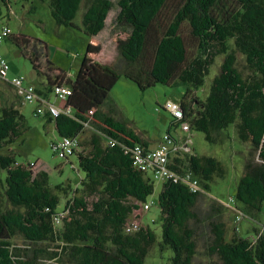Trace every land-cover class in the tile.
<instances>
[{
    "label": "trees",
    "instance_id": "1",
    "mask_svg": "<svg viewBox=\"0 0 264 264\" xmlns=\"http://www.w3.org/2000/svg\"><path fill=\"white\" fill-rule=\"evenodd\" d=\"M84 1L49 0L57 25L75 27ZM87 2L83 30L90 42L75 80L67 79L62 71L55 74L54 65L44 58L41 41L12 34L5 39L29 59L39 79H47L39 86L28 82L43 97L42 106L55 87L71 90L64 106L70 112L54 118L49 112L44 115L55 123L60 138L78 139L73 156L78 157L84 178L80 188L69 194L70 186L51 187L47 172L34 174L31 165L19 164L15 154H0V184L12 206L4 209L0 204V264H146L157 242L156 233L139 224L132 232L126 229L130 217L155 192V180L134 164L131 153L136 145L149 146L115 118L114 103L105 108L122 77L142 91L159 83L187 86L181 102L184 118L173 117L172 127L186 122L190 131L202 132L208 142L220 144L223 133L233 126L238 139L252 146L232 199L243 211L217 202L219 211L235 210L237 225L230 232L220 217L213 220L207 254L217 257L220 264H264V226L243 235L237 220L239 216L256 219L264 205V0H179L166 25L160 20L170 0H119L115 27L120 32L112 34V41L122 64L116 65L101 55L102 44L95 39L105 29L114 3ZM185 26L196 44L193 56L182 34ZM238 53L244 57L246 76L238 68ZM218 57H224L220 72L202 98L195 91L206 87ZM89 128L95 131L87 144L90 150L82 140ZM27 129L19 109L4 106L0 110V150L13 145ZM167 134L172 135L171 130ZM169 168L178 174L189 173L188 182H196L197 190L184 180L162 182L159 246L162 252L173 251L171 264H193L198 252L194 209L215 178H224L227 170L217 158L196 153L171 160ZM1 172H5L4 179ZM62 196L67 201L58 211ZM16 236H22L28 246L16 247L12 242Z\"/></svg>",
    "mask_w": 264,
    "mask_h": 264
},
{
    "label": "rangeland",
    "instance_id": "2",
    "mask_svg": "<svg viewBox=\"0 0 264 264\" xmlns=\"http://www.w3.org/2000/svg\"><path fill=\"white\" fill-rule=\"evenodd\" d=\"M87 1L83 2L74 20L75 27H66L57 25L51 13L49 0H9V3H3L0 0V30L6 26L12 35H23L33 42L41 41L44 45V58L47 57L54 65L55 74L57 71H62L67 79L75 80L90 42V37L83 30V15ZM112 1L114 8L107 18L106 27L95 39L102 44L101 55L111 61L113 65H116L122 64V60L112 41V34L120 32L115 27V18L120 8L118 6L119 0ZM178 3L179 0H170L168 9L161 16V25L168 23L171 11ZM182 34L187 42L189 55L193 56L196 44L190 35L188 26L182 29ZM0 55L9 64L8 79L23 76L26 78V85L31 82L38 86L40 82L47 81L46 78L39 79L37 77L29 59L22 55L21 50L13 43L7 40L0 43ZM223 60L224 57L216 59L210 75L207 77L206 87L195 91L196 95L206 98L211 81L214 76L219 74ZM46 61L42 63L43 68L47 66ZM238 68L244 76L248 74L244 57L240 53H238ZM0 87V110L4 106L14 105L24 115L28 127L13 145L4 146L0 150V154H15L18 163L30 164L34 174L40 171L47 172L51 187L63 185L66 188L70 186L72 189L69 194H72L76 188H80L81 181L84 178V172L80 169L78 157L71 156L69 159H63L54 154L52 143L59 140L60 135L55 123L47 121V115H36L38 102L24 104L23 100L17 96L16 91L9 85H0ZM187 89V86L181 84L159 83L142 91L136 83L122 77L112 89L110 100L105 108L108 110L111 103H114L117 108L115 118L125 122L129 128L134 130L151 146L159 145L163 136L171 130L175 138L179 140L189 139L194 153L199 156L215 157L226 167V176L215 178L211 183L210 191L204 193L200 198L194 209L197 222L192 223L197 230L198 240V252L193 264H220L217 257H210L207 254L210 223L220 217L227 224L230 232L237 225L234 223L235 210H228L229 212H227L224 209L219 211L217 202L225 208L232 209L237 206V210L243 211L242 207L239 208V203H233L232 199L236 198L238 182L244 173V166L250 158L252 146L238 139L236 129L233 126L223 133L224 141L220 144L208 142L202 132L193 130L186 132L181 129V126L177 129L172 127L173 115L165 109L166 103L168 101L181 103ZM48 102L59 109H63L66 104L64 100L57 99L54 94H49ZM43 107L46 111L49 109L48 105ZM94 132V129L89 128L82 136L85 146L90 144ZM87 149L90 150V147L87 146ZM1 178H5V172H1ZM3 185L1 182L0 204L4 209L12 208L5 195ZM154 186L155 192L147 200V203L151 205L150 210L144 212L140 208L135 211L129 219L130 225L126 231L129 233L136 230L138 224L152 228L156 233L157 242L151 248L146 258V264H171L170 258L173 256V251L168 249L162 252L159 246L162 240V221L158 199L163 190V183L155 181ZM66 201L67 198L62 196L58 211L64 209ZM131 202L135 203V201ZM238 226L240 233L243 235L254 234L253 227L263 229L264 205L262 212L259 213L256 219L252 220L250 216L242 218ZM12 242L16 247L25 248L28 246L22 236H16Z\"/></svg>",
    "mask_w": 264,
    "mask_h": 264
},
{
    "label": "built area",
    "instance_id": "3",
    "mask_svg": "<svg viewBox=\"0 0 264 264\" xmlns=\"http://www.w3.org/2000/svg\"><path fill=\"white\" fill-rule=\"evenodd\" d=\"M10 34L8 27L4 26L0 30V43H2ZM10 70L9 64L6 59L0 55V81L4 83H9L17 95L23 100L24 103H36L38 102V107L36 109V115H43L46 112H49L51 116L57 117L62 112H70V109H59L55 107L53 104L47 102L49 109L46 111L44 107L41 105V101H43V97L35 90V86L31 84L26 85V78L23 76H15L12 79L7 78V74ZM71 94V90L65 86H57L54 89V95L57 99L66 101ZM44 102V101H43ZM165 109L169 110L173 117L182 120L184 118V110L181 106L180 102L177 101H168L166 103ZM181 129L183 131H190L188 123H182ZM191 141L187 138L177 139L170 134H166L163 136L162 140L158 148L149 149L145 148L141 145H136L131 150L132 156L135 161L134 164L146 173L152 180L167 182L169 179L174 180H184L188 185H191L193 190H197L196 182H188L190 180V174L185 173H177L171 168L169 165L171 160L176 158H185L188 155L194 153L193 148L190 146ZM79 141L77 138L69 137V138H60L56 142L52 143V150L54 154L59 158H67L69 156H73L74 150L78 148ZM112 146H114V142H112ZM33 165V164H32ZM149 204L146 203L142 210H149ZM242 216H239L237 220L241 221ZM57 223L60 221L57 220Z\"/></svg>",
    "mask_w": 264,
    "mask_h": 264
},
{
    "label": "crops",
    "instance_id": "4",
    "mask_svg": "<svg viewBox=\"0 0 264 264\" xmlns=\"http://www.w3.org/2000/svg\"><path fill=\"white\" fill-rule=\"evenodd\" d=\"M2 84H3V82H2ZM3 85H4V84H3ZM0 88H1V87H0ZM52 123H53V122H52ZM146 142H147V141H146ZM147 143H148V142H147ZM159 144H160V143H159ZM148 146H149V147H148L149 149H156V148H158L159 145L157 144L156 146H151V145L148 143Z\"/></svg>",
    "mask_w": 264,
    "mask_h": 264
}]
</instances>
